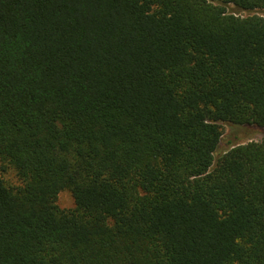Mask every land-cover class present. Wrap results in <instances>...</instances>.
I'll return each instance as SVG.
<instances>
[{
    "label": "trees",
    "instance_id": "obj_1",
    "mask_svg": "<svg viewBox=\"0 0 264 264\" xmlns=\"http://www.w3.org/2000/svg\"><path fill=\"white\" fill-rule=\"evenodd\" d=\"M258 10L0 0V264H264Z\"/></svg>",
    "mask_w": 264,
    "mask_h": 264
},
{
    "label": "rangeland",
    "instance_id": "obj_2",
    "mask_svg": "<svg viewBox=\"0 0 264 264\" xmlns=\"http://www.w3.org/2000/svg\"><path fill=\"white\" fill-rule=\"evenodd\" d=\"M229 12H234L236 14L246 15V13H241L237 10L233 5L227 7ZM258 14L264 16V11L258 10L256 11ZM224 135L222 138V143L217 152H215L216 157L224 154L231 148L232 145L245 144L251 141L259 142L264 139V127L257 126H236L230 124H223ZM230 143V144H229ZM0 174L7 181V183L12 185L21 184L18 179L16 173L11 168H8L4 171L1 170L0 166ZM57 205L62 210H73L76 206L74 197L70 190H63L60 192Z\"/></svg>",
    "mask_w": 264,
    "mask_h": 264
}]
</instances>
